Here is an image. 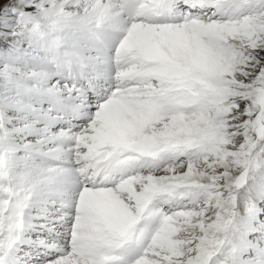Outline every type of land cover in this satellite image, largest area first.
I'll return each mask as SVG.
<instances>
[{"label": "snow or ice", "instance_id": "snow-or-ice-1", "mask_svg": "<svg viewBox=\"0 0 264 264\" xmlns=\"http://www.w3.org/2000/svg\"><path fill=\"white\" fill-rule=\"evenodd\" d=\"M19 168L0 264L68 224L46 264H264V0H0V182Z\"/></svg>", "mask_w": 264, "mask_h": 264}, {"label": "bare ground", "instance_id": "bare-ground-1", "mask_svg": "<svg viewBox=\"0 0 264 264\" xmlns=\"http://www.w3.org/2000/svg\"><path fill=\"white\" fill-rule=\"evenodd\" d=\"M113 87L112 90H115V81L113 79ZM94 111V109H93ZM169 161L168 163H170ZM162 168V167H161ZM141 174L147 175L148 169H141ZM161 171H156V175H160ZM127 178V175L124 176ZM119 179V177H117ZM259 174L256 176V180L254 178V183L259 181ZM251 177L249 179L248 184L250 183ZM36 183V178L30 170L19 168L12 172L11 176L5 181L0 182V197L3 196V190L11 187L15 190H27L33 187ZM251 184V185H252ZM243 191V189L241 190ZM49 199H55V196L48 189H44L43 194L33 193V205L34 207L30 209L29 214L35 215L36 209L39 208L40 212L44 213L46 210L43 207V203H46ZM163 210L165 213H170V211L174 210L173 205L166 203L161 199H157L153 202L150 212L147 218L141 222L139 229L145 233V235L150 236L154 234L155 230L159 227L160 219L159 212ZM67 211V209H64ZM59 215V213H57ZM32 223H43L42 220H34ZM74 223V221H73ZM71 227L72 224H68L64 229L60 227L58 230L63 233L64 239H60L56 242L52 240H48V244L50 247H40L39 245L43 244L44 241L48 238V232H44L43 234L38 232L28 231L25 234V242L21 245L22 251L19 253L23 255L27 252H32V260L31 264H46V261L51 258H58L60 256L65 255L66 253L71 251ZM39 237V239H38ZM33 242H36L33 244Z\"/></svg>", "mask_w": 264, "mask_h": 264}, {"label": "rangeland", "instance_id": "rangeland-1", "mask_svg": "<svg viewBox=\"0 0 264 264\" xmlns=\"http://www.w3.org/2000/svg\"><path fill=\"white\" fill-rule=\"evenodd\" d=\"M24 48L29 51V55L34 56L36 58V67H35V70H40V68L42 66H44V62H43V59H42L43 53L36 46L30 47L28 42H25ZM166 166L167 165L165 164V165H162L161 167L163 168V167H166ZM255 180H256V177H255ZM255 180H254V178H251L249 185H251ZM139 227H140V225H139ZM64 228L65 227H63L62 229H64Z\"/></svg>", "mask_w": 264, "mask_h": 264}]
</instances>
